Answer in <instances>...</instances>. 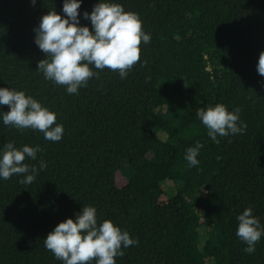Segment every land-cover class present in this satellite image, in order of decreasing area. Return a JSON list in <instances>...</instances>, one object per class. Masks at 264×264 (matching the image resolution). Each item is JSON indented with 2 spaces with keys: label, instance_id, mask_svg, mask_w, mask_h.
I'll use <instances>...</instances> for the list:
<instances>
[{
  "label": "trees",
  "instance_id": "obj_1",
  "mask_svg": "<svg viewBox=\"0 0 264 264\" xmlns=\"http://www.w3.org/2000/svg\"><path fill=\"white\" fill-rule=\"evenodd\" d=\"M63 2L0 0V88L31 96L64 129L51 142L6 126L10 109L0 106V155L8 142L39 146L24 163L47 165L31 184L0 178V264H63L43 240L84 206L138 241L116 264H264V235L252 254L236 235L247 208L264 229V0H104L138 14L151 39L125 78L90 66L99 75L78 94L38 71L46 56L34 29L49 11L64 17ZM99 2L81 0L79 26L91 30L83 14ZM217 104L238 107L246 125L219 143L197 116ZM197 143L199 164L189 167Z\"/></svg>",
  "mask_w": 264,
  "mask_h": 264
},
{
  "label": "clouds",
  "instance_id": "obj_2",
  "mask_svg": "<svg viewBox=\"0 0 264 264\" xmlns=\"http://www.w3.org/2000/svg\"><path fill=\"white\" fill-rule=\"evenodd\" d=\"M31 3L35 6L36 0H31ZM80 7L81 0H64L62 11L66 18L55 10L49 11L34 29V42L46 56L39 61L38 71L46 80L65 86L68 94H78V90L86 87L90 79L98 77L99 73L93 72L90 66L100 71L105 68L118 71L121 78H125L140 61L141 42L147 44L151 39L142 31L138 14L126 12L118 3L100 0L90 14L85 11L83 18L90 20L91 30L79 26ZM256 70L264 77V51L259 54ZM0 106L10 109L2 115L4 125L18 130H38L51 142L62 139L64 129L63 125L56 124V114L24 92L0 88ZM239 112L238 107L230 112L225 105L217 104L206 110L199 109L197 116L208 129V136L219 143L218 135L227 137L245 130L246 125L239 124ZM202 147L197 143L187 150L185 159L189 167L199 164L196 157ZM40 150L39 146L25 145L17 149L13 142L6 143L0 155V178L9 180L13 175H22L25 178L19 183L31 184L47 165L41 161L37 169L24 161L26 157L35 160ZM237 219L236 235L247 245L244 251L252 254L264 235V229L253 216L251 208L244 210ZM137 243L127 231H121L109 220L98 225L96 209L91 206H84L75 220L69 218L59 223L43 240L45 249L63 264H92L93 261L95 264H116L115 258L124 255L121 248Z\"/></svg>",
  "mask_w": 264,
  "mask_h": 264
},
{
  "label": "rangeland",
  "instance_id": "obj_3",
  "mask_svg": "<svg viewBox=\"0 0 264 264\" xmlns=\"http://www.w3.org/2000/svg\"><path fill=\"white\" fill-rule=\"evenodd\" d=\"M121 172L122 173H117L115 175V182H116V185L118 187H121L125 184V177H126V174H127V167L126 165H123L122 169H121ZM168 187H172L170 183H167L163 186V188L166 190Z\"/></svg>",
  "mask_w": 264,
  "mask_h": 264
}]
</instances>
